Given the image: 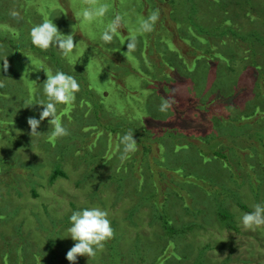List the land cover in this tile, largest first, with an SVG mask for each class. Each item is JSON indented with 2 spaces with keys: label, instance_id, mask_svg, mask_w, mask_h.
Here are the masks:
<instances>
[{
  "label": "rangeland",
  "instance_id": "obj_1",
  "mask_svg": "<svg viewBox=\"0 0 264 264\" xmlns=\"http://www.w3.org/2000/svg\"><path fill=\"white\" fill-rule=\"evenodd\" d=\"M101 3L109 5L102 22L79 24L75 12ZM157 9L160 18L153 31L139 35L135 51L126 57L137 18ZM11 10L19 11V19L9 15ZM117 14L124 22L114 41L105 44L99 34ZM45 16L79 43L71 63L58 49L32 45L30 29ZM177 34L184 44L195 45L190 58L176 52ZM166 38L176 55L164 57L161 39ZM212 39L225 44L220 56L224 57L222 51L229 53L218 57L216 66L210 54L196 52L207 49ZM173 59L180 64L177 72L187 75L193 68L195 83L196 77L207 78L208 83L201 86L190 79L176 85L179 105L194 115L188 97L211 99L213 86L221 90L224 102L208 104L220 106L225 122L217 125V135L210 136L204 157L190 138L176 140L172 135L157 141L151 133L135 132L136 140L141 137L136 157L120 165V137L125 133L119 134L116 144L112 136L108 140L111 123L131 124L119 113L126 105L137 104L135 96L123 97L120 85L125 81L137 85V73L154 65L157 73H167L163 61ZM41 64L53 72L58 65L81 85L71 105H58L69 131L62 138L51 137L50 118L42 121L39 135H31L28 119H38L43 106L25 101L46 99L42 84L47 76L39 70ZM152 87L157 89V84ZM155 95L157 90L146 107L157 108L160 117L162 99ZM151 141L164 146L157 158H149L154 151L141 148ZM157 160L165 165L159 166L163 174L176 167L174 171L210 178L213 186L207 190L190 192L184 181L181 185L185 199L191 198L201 212L193 224L201 220L210 232L190 231L183 227L189 225L187 220L180 221L182 226L177 221L169 226L165 239L162 227L156 231L157 222L166 224V217L158 216L161 206L144 175L148 166L157 167ZM59 168L64 174L54 177ZM186 177L195 182L190 174ZM169 189L166 192L172 195ZM173 202L174 196H168L162 207L168 216L177 208ZM258 203L264 204V0H0V264H72L66 259L76 243L67 237L69 217L93 206L108 211L113 241L94 257L78 256L75 264H264V226L245 229L241 223L242 214Z\"/></svg>",
  "mask_w": 264,
  "mask_h": 264
},
{
  "label": "trees",
  "instance_id": "obj_2",
  "mask_svg": "<svg viewBox=\"0 0 264 264\" xmlns=\"http://www.w3.org/2000/svg\"><path fill=\"white\" fill-rule=\"evenodd\" d=\"M166 5V4H163ZM240 37L242 40H247V37L243 36L240 34ZM177 39V46H179V49L176 47V52L179 55L185 54L186 57L190 58L191 57V50H193L191 47L195 45H188L184 44L181 41L180 35L177 34L176 36ZM213 41H210L207 43V49H201L196 51L197 53L202 52L205 55H211L214 63L212 66H216L217 61L216 59L219 58H225L227 56L226 51H222V54H224V57L220 56V47L224 46V43H221V41H216L212 39ZM161 43L163 44V54L164 57H169V56H174L176 54H173V50L171 49L170 46L167 44V38L166 39H161ZM241 44V41L238 43ZM234 49L237 51V48ZM219 57V58H218ZM147 61V60H145ZM207 61V60H206ZM208 62V61H207ZM165 63V69L167 70V73L164 70H159L157 73V65H154L155 68L151 70V68L147 70H143L144 72H139L137 73L139 76V81L138 84H130L128 81H125V83H122L120 85V90L124 93L123 97H125L126 94H131L135 96L136 101V106L133 108L132 105H126L124 107V110L122 113H119V116H123L124 119L129 118L131 121V124L128 125H119L118 123H115L114 121L111 123L112 125V132L108 137L109 138L112 136L113 138L116 139V142L119 140V134L121 133H127L131 131L133 134L135 132H141L142 133H151V136L153 138H156L157 141H160L161 139L163 140H168L172 138V135L176 140H179L181 138H190L194 140L198 146V152L200 157H204L206 150H207V142L210 139V136L212 134L217 135L218 130H216L217 125L220 123L225 122V114L221 110L220 106H211L208 104L209 102L213 101V104H217L218 99H220V103L224 102L222 99L221 95V90L217 91L213 90L210 88L211 93V99L210 97L207 100L199 99L194 97L193 95L188 99V105L192 107L195 110L194 115H189L188 113V108H183L179 105V103L175 100L174 95L176 91V85L179 83H183L187 80H192L194 83L195 81L193 80V72L191 71L193 68H191L188 72L187 75H184L182 73H179L176 71V68H179V62L178 60L173 59V61H163ZM183 66V65H182ZM220 66V65H219ZM54 72L56 70H62L58 67V65L55 67ZM162 69V67H161ZM67 72V71H65ZM114 76V75H113ZM115 77V76H114ZM157 84V89L153 88V84ZM200 84L201 86H207V78L204 81H199V79L196 77V83L195 84ZM130 85L132 86V89L130 88ZM157 90V95L160 96L162 99V102H168V108L164 111V114L161 115L160 117L157 116V108H154V110L148 109L146 106L148 105V99L152 98V94ZM140 91H143V96L140 94ZM155 95V96H157ZM139 100L141 101V105L139 103ZM215 100V101H214ZM81 106V105H78ZM85 107L89 108H95V106H87ZM217 108V109H216ZM113 110L115 108L113 107ZM143 110H146L148 113L143 112ZM129 117H128V116ZM104 124V122H103ZM110 125V126H111ZM123 128V131L121 129ZM88 134V133H87ZM135 138V136H134ZM114 139V140H115ZM136 139V138H135ZM137 143L141 140V137L137 139ZM113 141V140H112ZM157 141H151L147 143L146 147H141L145 151L151 150L155 152V155L149 154V158H153L158 156L160 151L164 148V146H161ZM158 144L160 145V148H158ZM179 147L178 144L175 145V150ZM116 148V145H115ZM183 148V146H182ZM136 154H130L129 158L135 156ZM136 157V156H135ZM147 158V157H146ZM138 159V156H137ZM101 162L105 161V158L100 159ZM128 161V158H127ZM139 159L136 161L138 163ZM149 161L152 164H155V161L153 159H149ZM107 163V162H106ZM141 163H143V158L141 159ZM161 163L160 160H157V167L153 169V166H148L147 171L149 170L150 172L147 171L145 173V177H148L150 179V183H152L153 187L155 186V183L157 185V201L159 206H161V214H159V217H166V224H163V222H157L156 225V231L157 228L159 230L161 227L163 228V239L166 238V235L168 232L166 231L169 226L175 225L174 222H178V225L180 224L181 220H187L189 225H184L183 227H189L190 231H198V232H203L207 233L210 232L211 230H204L205 227L203 225V221L199 220L198 222H195L196 224H193V219L195 217H201L199 216L201 214L199 208L196 206L195 202L191 198L185 199V189H181V185L183 184V181L187 184V189L190 190V192H193L195 189H210L212 188V183L210 181V178H205V177H198L195 175L194 171H185L183 169H176L177 171H174L176 167L168 171L167 173L163 174L161 170L159 169V166H165V165H160ZM125 160H123L120 165H124ZM136 165V164H135ZM140 165V164H139ZM138 166V164L136 165ZM62 168H59L58 170L54 171V177H57L58 175H63L64 172H62ZM133 171L136 170V168L133 167ZM199 173H206V172H201ZM183 174V176H181ZM190 174L193 178H195V182H191L189 180H186L187 177L186 175ZM66 175V174H65ZM138 178L141 177V175L138 172L137 175ZM157 180V182H155ZM112 181V180H111ZM175 186L177 187L175 190H170L168 186ZM163 187V188H162ZM166 189H169L171 194H168L166 192ZM152 192V188H151ZM174 196L176 203L173 202L174 206L177 207L175 210H170V216L166 215V210H164V206H166L167 200ZM168 204V203H167ZM163 207V208H162ZM249 212V211H246ZM245 212V213H246ZM156 223V220H154ZM182 226V225H181ZM223 230V228L219 229ZM161 234V232H160ZM113 238V237H112ZM113 240L110 239L108 240L105 244H109ZM165 243L169 244L167 241H164ZM166 245V244H165ZM230 260V259H228ZM228 260H223L227 262ZM85 263V260H84ZM129 264H132L129 261Z\"/></svg>",
  "mask_w": 264,
  "mask_h": 264
},
{
  "label": "clouds",
  "instance_id": "obj_3",
  "mask_svg": "<svg viewBox=\"0 0 264 264\" xmlns=\"http://www.w3.org/2000/svg\"><path fill=\"white\" fill-rule=\"evenodd\" d=\"M108 10L109 5L106 3L85 6L75 12V17L81 25L96 21L102 22ZM9 15L14 19H19L20 13L17 10H11ZM159 18L160 12L158 9L151 12L146 18H137L136 27L130 32L127 40V52L124 53L126 57L135 51L138 36L153 31ZM122 22H124V17L120 14L115 15L110 22L104 24L99 39L105 44L112 43L118 36ZM29 35L32 45L40 50H48L50 47L58 49L61 56L70 63L74 54L79 53L80 45L74 43V36L63 34L54 21L47 16L44 17L42 23L36 24L30 29ZM4 69L5 71L8 70L6 60L4 61ZM40 69H43L47 76L42 84V93L46 99L36 102L29 98L28 101H25L29 106L33 104L43 106L38 119L35 117L28 119L31 135H39L41 132L37 129L42 121L50 118L51 137L53 139L65 137L69 134V131L58 113V105H71L75 101L81 85L75 76L64 71L56 70L53 72L42 64L39 66ZM168 106V102L162 103L161 111H165ZM120 144L122 145V151L119 158L122 161L137 151V140L131 131L120 137ZM152 194L157 196L156 187H153ZM69 223L70 227L67 229L69 235L67 237H70L76 243L67 252L66 259L72 264H75L78 256L94 257L98 251L104 248L105 243L114 236V229L108 211L98 206L73 211L69 217ZM241 223L245 229H258L264 226V204H255L251 212L243 213Z\"/></svg>",
  "mask_w": 264,
  "mask_h": 264
},
{
  "label": "crops",
  "instance_id": "obj_4",
  "mask_svg": "<svg viewBox=\"0 0 264 264\" xmlns=\"http://www.w3.org/2000/svg\"><path fill=\"white\" fill-rule=\"evenodd\" d=\"M217 109V108H216Z\"/></svg>",
  "mask_w": 264,
  "mask_h": 264
}]
</instances>
